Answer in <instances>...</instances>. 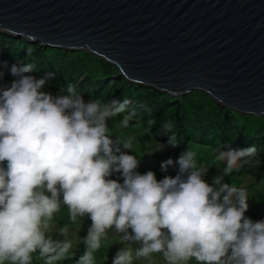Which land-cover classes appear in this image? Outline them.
I'll use <instances>...</instances> for the list:
<instances>
[{"label":"clouds","instance_id":"1","mask_svg":"<svg viewBox=\"0 0 264 264\" xmlns=\"http://www.w3.org/2000/svg\"><path fill=\"white\" fill-rule=\"evenodd\" d=\"M34 67L12 65L16 79L0 85V264L70 258L68 227L57 231L63 240L48 232L62 207L73 223L91 220L85 252L75 264H97L95 253L110 231L138 245L134 253L119 250L113 264L151 261L154 255L165 264H264V220L247 217V191L224 182L253 164L254 145L219 150L225 167L211 184L204 179L208 168L198 166L189 149L176 161L162 162L165 172L178 166L174 177L157 180L151 170L137 171L140 159L127 151L132 138L113 139L110 133L108 119L124 113L130 100L86 102L74 84L53 95L43 90L45 78L29 75ZM128 121L125 116L123 124ZM162 129L171 133L168 145L177 147L173 124L165 122Z\"/></svg>","mask_w":264,"mask_h":264},{"label":"water","instance_id":"2","mask_svg":"<svg viewBox=\"0 0 264 264\" xmlns=\"http://www.w3.org/2000/svg\"><path fill=\"white\" fill-rule=\"evenodd\" d=\"M0 30L87 51L139 85L264 116V0H0Z\"/></svg>","mask_w":264,"mask_h":264},{"label":"trees","instance_id":"3","mask_svg":"<svg viewBox=\"0 0 264 264\" xmlns=\"http://www.w3.org/2000/svg\"><path fill=\"white\" fill-rule=\"evenodd\" d=\"M29 48L31 55L27 54ZM0 62L10 66L33 63L35 67L29 75L45 76L62 88L74 84L83 96L107 104L113 100H130L124 113L133 123H143L153 132L160 130L164 140H169L171 133H165L162 124H173L172 131L179 141L175 147L178 154L191 143L222 151L254 145L257 153L253 164L245 165L240 171L248 172L258 164L264 168V117L258 119L259 116L234 112L204 92L173 96L130 82L114 65L87 51L44 47L1 30Z\"/></svg>","mask_w":264,"mask_h":264},{"label":"rangeland","instance_id":"4","mask_svg":"<svg viewBox=\"0 0 264 264\" xmlns=\"http://www.w3.org/2000/svg\"><path fill=\"white\" fill-rule=\"evenodd\" d=\"M10 68V65L0 62V70H3L4 72L3 79L0 80V85L8 86L14 79H16V77L11 75ZM36 78L46 79L47 83L43 89L44 91L50 92L53 95L60 94L62 87L57 86V84H54V82L48 80L45 76ZM63 89L66 88L64 87ZM80 94L82 95V93ZM83 98L86 102L89 100H96L85 96H83ZM102 103L107 104V102ZM125 116L128 115L126 113L115 114L108 119L107 123L113 139H115V137L122 140L132 138V150L127 151L128 154L136 155L137 158L140 159V164L137 169L139 173L144 174L151 170L155 173L157 180H161L165 176L174 177L177 174L178 166H170L165 172L161 170V164L169 158L176 161L180 154L187 149L196 154L198 166L208 168L204 179L209 184L212 183L214 177L220 175L223 171L225 162L217 159L219 150L208 145L201 146L191 143L188 148L178 154L175 147L168 145V140L161 138L162 133L160 134V130L153 132L143 123H133L130 117L128 124L125 126L123 124ZM262 117L264 116H259L258 119H261ZM161 145L164 147L161 150H158ZM240 170L241 168L239 170H234L231 175L225 176L224 182L233 184L236 187L244 188L247 191L249 199V208L245 213L247 217L251 218L253 221L264 220V168L261 164H258L256 166L254 165L252 169L248 170V172ZM111 178L118 179L121 183L123 182V179L119 174H114ZM90 225L91 220L87 216L83 219H78L77 222L73 223L70 220L68 209L66 207H62L61 210L55 214L54 218L50 221V228L48 230L49 235H51L54 240H63L64 238L60 236L57 231L58 229L67 226L69 229L68 238L71 240L73 246V255L66 260L58 262V264H75L76 260L83 255L85 252L83 239L86 237ZM124 247L133 250L134 253V250L138 245L124 243L121 241L119 234L110 231L107 239L102 241V247L95 253L97 264H113V259L117 252ZM159 257L162 258L159 255H154L151 261L138 260L135 261V264H165L164 261L161 262L158 259ZM34 264H43V262L35 260Z\"/></svg>","mask_w":264,"mask_h":264},{"label":"crops","instance_id":"5","mask_svg":"<svg viewBox=\"0 0 264 264\" xmlns=\"http://www.w3.org/2000/svg\"><path fill=\"white\" fill-rule=\"evenodd\" d=\"M158 259H159L161 262L164 261L163 258H160V257H159ZM158 259H157V260H158Z\"/></svg>","mask_w":264,"mask_h":264}]
</instances>
